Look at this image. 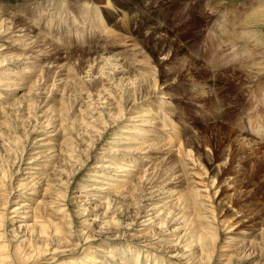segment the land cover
I'll return each mask as SVG.
<instances>
[{"label":"rangeland","instance_id":"rangeland-1","mask_svg":"<svg viewBox=\"0 0 264 264\" xmlns=\"http://www.w3.org/2000/svg\"><path fill=\"white\" fill-rule=\"evenodd\" d=\"M63 1L17 4L63 54L33 74L26 62L46 54V41L24 57L13 50V63L0 62L8 70L0 74V264H264V0L157 3L162 20L153 27L166 28L158 42L164 55H153L137 32L129 47L103 55L118 54L124 68L134 55L159 57L156 71L144 69L132 83L112 82V70L86 47L107 49L99 15L110 29L121 28L109 6ZM217 1L220 12L211 18L205 6ZM235 17L243 39L227 46ZM12 33L14 40L22 34ZM95 72L106 84L98 92L90 86ZM147 72L167 79L162 106L158 96L135 101ZM163 108L188 158L167 142ZM149 111L152 117L142 116ZM192 156L198 175L189 168ZM205 230L216 238L199 242Z\"/></svg>","mask_w":264,"mask_h":264},{"label":"bare ground","instance_id":"bare-ground-1","mask_svg":"<svg viewBox=\"0 0 264 264\" xmlns=\"http://www.w3.org/2000/svg\"><path fill=\"white\" fill-rule=\"evenodd\" d=\"M27 1H31V0H0V59L1 58H4V60L0 61L2 62L1 64H10V63H13V57L16 56L15 55V52L13 50H16V49H20L22 50V56H26V54L30 51L32 48H36V47H41L42 43L44 42V46H45V41H46V37H44V35L40 34L39 32L42 31L40 29H38V27H36L35 25L33 26L32 25V20L27 18L23 13H26V11L24 10L25 8H22V7H17V4L18 2L20 3L19 5L21 6L22 3H26ZM63 1V0H62ZM85 0H81V3L84 2ZM101 1V0H100ZM98 1V2H100ZM148 1V2H147ZM170 0H118V2L120 3L121 5V8L120 9H117L114 7V4L111 3V0H102V3H104L105 7L107 8V6H109L107 9H109L111 12H112V15L114 16L111 20H115V23L114 24H119L121 26V28L119 27H115L113 26L112 29H110L109 27V24H107V22L104 20V18H101L100 15H99V26L101 28V31L102 33L104 34H107V36L104 38V40L107 41V49H104V48H101L99 47V45H96L94 46V48L91 46H86L87 49L90 51H88L90 54L89 56H92L94 57V61H97V63H100L102 64L103 62V69L105 67H107L109 70L111 69L112 71L110 72V74L112 75V79H111V76L110 79L112 80L113 82V79L115 77V82H116V78H120V81L123 80L126 82L129 83L130 80H134L136 78L137 80V76H139V74L141 73L140 71L142 70H150L149 68L151 69H154L155 70V67L157 66V64H162L163 62H160L159 60V57L158 56H155L153 59L152 57L150 58L148 56V54H144L143 55V58L142 57H139L134 55L133 58L130 57L129 61L127 62L128 64L126 65L125 64V68L122 66V64L120 63V58L117 55H110V56H103L104 54L106 55V53H109L110 54V50L112 49V47H119V48H125V47H129V43H127V41L130 39V37H132V35H134V33H139V37L140 36H143V40H144V47H148L150 48L149 50L151 51V53L153 55H164L165 53V50L164 48L160 49V47L158 48V42H161L160 39L162 37V35L164 34L163 31L166 30V28L162 25H159V26H154L153 27V23L155 21H158L159 19L162 20V18L158 15V13H156V10L155 9V6L156 4L157 5H160V6H164L165 4L169 3ZM64 2V1H63ZM62 2V3H63ZM70 4H73L75 5L76 4V0H70ZM139 4H142V8L140 10H137V8H135L136 5H139ZM155 4V5H154ZM220 4L222 5V2L221 1H217V2H207L206 6H205V11H206V14L207 16H211L214 17L215 15H217V13L220 12V10H217V8L220 7ZM154 5V6H153ZM72 7V6H71ZM13 8L15 9H18L20 10V12H14L13 11ZM222 10V8H220ZM219 11V12H218ZM204 12V10H203ZM27 14V13H26ZM247 15V14H246ZM164 16V15H163ZM205 16V15H204ZM237 17H235V19L231 20L230 21V24L227 28V33H226V36L224 37V40H223V44L224 45H227V46H230V44H232V46H234L235 43H237L240 39H243L242 35H243V31L244 29H242L241 25H236L234 22H236L237 20ZM165 20V19H163ZM239 22L241 23H238V24H242V21H243V24L246 23V25H248L249 23H247L246 20H244L243 18H240L238 19ZM152 23V24H151ZM138 26V31L134 30V26ZM245 25V24H244ZM243 25V26H244ZM238 26V28H237ZM37 28V29H36ZM145 28H147L145 30ZM246 29V28H245ZM247 30V29H246ZM135 31V32H134ZM19 33V32H22V34L16 39L14 40L13 37V33ZM36 32V33H35ZM98 37V36H97ZM95 37L94 40L97 38ZM246 37V36H245ZM19 41V43H16L14 41ZM92 38L91 42L94 41ZM96 41V40H95ZM118 41V42H117ZM132 41V39L130 40ZM69 42H72L70 39H69ZM129 42V41H128ZM163 42H164V39H163ZM127 43V44H126ZM152 43V44H151ZM162 43V42H161ZM46 44H50L49 45V48H48V51L45 52L46 54H42V53H34L32 54V58L30 62H26L28 65H31L33 67H31V72L30 74H33L36 70V68L38 66H40L39 64L43 63V62H46L47 60H49V58H52V57H55V56H60V54H63L64 50L60 45H58L57 43L49 40L48 42L46 41ZM69 44V43H68ZM71 44V43H70ZM106 44V42H105ZM109 44V46H108ZM160 44V43H159ZM72 45V44H71ZM125 45V47H124ZM146 45V46H145ZM223 45V46H224ZM241 45V44H240ZM101 46V45H100ZM132 46V45H131ZM172 46V45H171ZM236 46V45H235ZM238 46V45H237ZM47 47V46H46ZM135 47V46H134ZM242 47V46H241ZM27 48H31L30 50H28ZM42 48V47H41ZM45 48V47H43ZM69 48V46H68ZM171 48V47H170ZM80 49V48H79ZM78 49V50H79ZM72 50V49H71ZM125 50V49H124ZM228 50V48H227ZM69 51V50H68ZM67 51V53H69ZM73 51V50H72ZM112 51V50H111ZM35 52V51H33ZM32 52V53H33ZM42 52V51H41ZM127 52V51H126ZM129 52V51H128ZM140 52V51H139ZM28 53V55H29ZM131 53V52H130ZM128 54V53H127ZM251 54V53H250ZM31 55V54H30ZM252 55V54H251ZM23 56V57H24ZM65 56V55H64ZM6 57H9L8 59V62H5ZM22 57V59H23ZM124 57V56H123ZM174 57V56H173ZM26 58V57H25ZM56 58V57H55ZM19 60V61H22ZM57 59V58H56ZM165 59V58H163ZM217 59V58H216ZM215 59V60H216ZM53 60V59H52ZM124 60V59H123ZM128 60V59H127ZM167 60V59H166ZM157 62V64L155 63V65L153 64V62ZM246 61V60H245ZM250 61V59H249ZM110 62V63H109ZM219 62V61H218ZM95 63V62H94ZM99 65V64H98ZM1 66V65H0ZM90 66V65H89ZM173 66V65H172ZM224 66V65H223ZM94 67V65H93ZM99 67H101V65H99ZM87 68V67H86ZM97 68V67H96ZM122 68V69H121ZM258 68V67H257ZM93 69V68H92ZM90 69V70H92ZM172 69V68H170ZM175 69V68H174ZM245 69V68H244ZM243 69V70H244ZM250 69V68H249ZM162 70V69H161ZM7 69L5 70H0V74L1 75H4L5 73H7ZM151 71V70H150ZM156 71V70H155ZM248 71V70H246ZM29 72V71H27ZM90 72V71H89ZM152 72H154L152 70ZM98 73V72H97ZM97 73L95 72V74H93V76L91 75L90 77V86L93 87L95 90L98 89V88H103L105 85H104V80H102L100 78V76L97 77ZM148 73V72H147ZM151 72H149L148 74L150 75ZM155 73V72H154ZM248 73V72H247ZM145 74V73H144ZM152 75H150V78L146 77L147 79H149V81H151V83L148 85L149 81L144 78V81L148 82L147 86H145L146 90H145V94H142L140 95V92L143 90V82H140V83H143L142 86L138 85V87L140 88L141 87V91H136L139 93V95H137V100L135 101H139L138 100V97L140 98V100H144L145 98H151V97H156L158 96V98L160 97V100H162V103H159L160 106H162V104L164 103V99L166 98V96H168L169 94L166 92V91H163L161 90L160 86L162 84H165L167 83V79L164 78H158L156 76V74L154 75L153 73H151ZM169 74V73H168ZM108 75V74H107ZM147 75V76H149ZM167 75V73H166ZM78 76V75H77ZM135 77V78H132ZM165 76V75H164ZM168 76V75H167ZM76 77V76H75ZM80 77V76H79ZM69 78V77H68ZM74 78V77H73ZM77 78V77H76ZM248 78V77H247ZM107 79V78H106ZM125 79V80H124ZM127 79H129V81H127ZM142 80V77L140 78ZM89 80V79H88ZM134 80V81H136ZM139 80V81H141ZM169 80V79H168ZM76 81V80H75ZM108 81V80H107ZM109 82V81H108ZM114 82V83H115ZM125 82V83H126ZM131 82V81H130ZM146 82L144 85H146ZM11 83V82H9ZM83 83V82H82ZM107 83V82H106ZM127 83V85H129ZM132 83V82H131ZM131 83H130V86H131ZM75 84V83H73ZM109 84V83H107ZM120 84V82L118 83ZM120 87V85H118ZM138 84V83H136ZM136 84H134L132 87H134ZM110 85V84H109ZM107 85V86H109ZM126 85V84H125ZM70 86V85H69ZM88 86H89V83H88ZM169 84H167V88H168ZM136 87V86H135ZM137 87V89H139ZM166 87V86H165ZM11 88V87H10ZM107 88V87H106ZM121 88H123V86H121ZM109 89V88H108ZM133 89V88H132ZM88 90V89H87ZM123 90V89H122ZM129 91L130 88L127 86V88L125 87L124 88V91ZM94 92V91H93ZM96 92H98L96 90ZM95 92V93H96ZM130 92V91H129ZM89 93V92H88ZM132 93V92H131ZM143 93V91H142ZM90 94V93H89ZM134 94V93H132ZM137 94V93H136ZM161 96H160V95ZM123 96V95H122ZM128 96V95H126ZM131 96V95H130ZM130 96H128L127 98H125L126 100H124L126 103H128V100L130 99ZM87 97V96H86ZM136 97V96H135ZM136 99V98H135ZM146 100V99H145ZM121 102V101H120ZM130 102V101H129ZM132 102V101H131ZM160 102V101H159ZM45 103V102H44ZM137 103V102H136ZM127 106V105H125ZM124 107V106H123ZM166 108V107H165ZM161 114L162 115H165V119H164V123H162L161 125L163 127H168L169 128V132H167V136L169 137L167 140L168 143H175L176 144H179V148H177V151L179 152V155H182V156H186L187 158L191 155L190 154V151H186V147H182L183 143H182V137L180 136V133L177 129H175V126L174 125V128H173V122H171L172 120L170 118H168V113L167 111H165V109H161ZM133 112V111H131ZM148 112V111H147ZM150 112V111H149ZM152 114V115H150ZM150 114H146L145 115H142L143 117L144 116H147V118L149 117H152L153 116V113L150 112ZM140 115V116H141ZM160 115V114H159ZM167 115V116H166ZM137 117V116H136ZM134 119V117H131V120ZM133 121V120H132ZM145 122L147 123H150L151 120L149 119H146L144 118ZM146 123V124H147ZM158 123H154L153 125L154 126H157ZM143 124L140 127H142ZM145 127V126H144ZM160 128V127H159ZM129 131V130H128ZM134 132V131H133ZM135 132L136 134L138 135V138L142 137V135H145L146 133V129L145 128H142L141 130H136L135 129ZM137 140V139H136ZM144 141V140H142ZM262 142V141H261ZM136 143V142H135ZM145 144L143 142H140V144ZM244 143V142H243ZM139 142H138V146L140 145ZM167 144V143H165ZM142 146V145H141ZM185 146V145H184ZM142 148V147H140ZM152 148V146H151ZM139 149V148H137ZM143 149V148H142ZM141 149V150H142ZM188 150V148H187ZM152 151V150H151ZM136 161L138 159H140L139 157H135L134 158ZM193 156H192V160H190L191 162L188 163L189 164V168H190V164L193 162ZM186 161V160H185ZM135 163V162H134ZM187 163V162H186ZM136 164V163H135ZM193 164V163H192ZM199 166V165H198ZM120 167V166H118ZM195 167V165L193 164L192 168ZM121 168V167H120ZM197 168V167H196ZM196 168H193V169H196ZM191 169V168H190ZM202 170V169H201ZM193 171V170H192ZM195 171V174L198 175L197 173L199 172H196ZM185 172V171H184ZM183 173V172H182ZM204 173H207L206 172H203L202 175ZM183 175V176H182ZM200 175V174H199ZM182 177H184V173L181 174ZM195 176V175H194ZM199 177V176H198ZM206 177V176H205ZM197 178V177H196ZM204 178V177H202ZM201 176L199 179H202ZM205 179V178H204ZM182 180V179H181ZM185 180V179H184ZM183 180V181H184ZM203 180V179H202ZM207 180V178H206ZM204 181V180H203ZM203 181L201 183V185L203 184ZM207 182V181H206ZM157 183V182H156ZM193 183V181H192ZM199 183V184H200ZM210 182H208V186H206L205 184V181H204V184H203V187H208L209 189V186H210V189L211 188V185L209 184ZM185 184V183H184ZM195 186V185H194ZM214 186V185H213ZM196 187V186H195ZM204 189V188H203ZM207 188L205 189L206 191L208 190ZM195 190V189H194ZM205 190H203L205 192ZM196 191H199V190H196ZM210 190H208L207 192H209ZM207 192H205V194H208ZM197 193V192H195ZM200 193H203L202 190ZM210 193V192H209ZM196 197L199 198V196L197 194H195ZM207 196V195H206ZM206 200V199H205ZM213 207V206H212ZM204 230V229H203ZM212 234H214L212 236ZM214 237L216 238V234L214 232H211L210 233L208 232V230L206 231H203L201 232L199 235H197V237L199 238V242H205V240H209V238ZM196 237V236H195ZM213 238V239H214ZM212 239V238H211ZM120 243V242H119ZM122 243V242H121ZM118 244V243H117ZM126 245V244H125ZM122 246V245H121ZM202 246V245H201Z\"/></svg>","mask_w":264,"mask_h":264}]
</instances>
